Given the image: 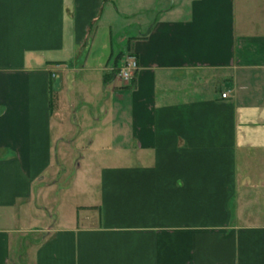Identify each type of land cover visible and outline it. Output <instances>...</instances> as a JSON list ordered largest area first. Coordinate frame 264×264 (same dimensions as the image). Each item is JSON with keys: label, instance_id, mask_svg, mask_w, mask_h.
<instances>
[{"label": "crops", "instance_id": "1", "mask_svg": "<svg viewBox=\"0 0 264 264\" xmlns=\"http://www.w3.org/2000/svg\"><path fill=\"white\" fill-rule=\"evenodd\" d=\"M237 26L235 0H0V264H264V33ZM78 137L96 215L21 238Z\"/></svg>", "mask_w": 264, "mask_h": 264}, {"label": "rangeland", "instance_id": "2", "mask_svg": "<svg viewBox=\"0 0 264 264\" xmlns=\"http://www.w3.org/2000/svg\"><path fill=\"white\" fill-rule=\"evenodd\" d=\"M235 5L238 29L245 26V31L248 33L263 34L264 0H235ZM242 19H246L250 24L243 25ZM80 137L72 141L71 145L64 141L54 144L53 172L45 177L43 184H36L33 187L34 195L31 200L33 217L20 223L21 238L26 240L41 238L40 231L55 226V217L63 213L71 211L75 222L79 224L85 223L86 217L96 215L95 200L99 170L97 165L103 159V156L97 155L104 153L85 151L79 142ZM107 155H109L108 159L115 157L113 152ZM93 156H95L94 160L91 159ZM239 201L240 197L236 199V206ZM253 218L259 220L258 217ZM24 244V249L27 250L24 256L30 257L33 249L28 247L27 242ZM18 248L20 250L21 247ZM12 264H20L14 253ZM24 264H31L30 259Z\"/></svg>", "mask_w": 264, "mask_h": 264}, {"label": "built area", "instance_id": "3", "mask_svg": "<svg viewBox=\"0 0 264 264\" xmlns=\"http://www.w3.org/2000/svg\"><path fill=\"white\" fill-rule=\"evenodd\" d=\"M110 70H111L110 74L115 72V74H113L114 78L124 83H128L134 79L137 73V70H138V64L136 62V59L133 56L126 55L125 60L120 67L116 69L111 68ZM225 96L226 94L221 95L222 98H225Z\"/></svg>", "mask_w": 264, "mask_h": 264}, {"label": "trees", "instance_id": "4", "mask_svg": "<svg viewBox=\"0 0 264 264\" xmlns=\"http://www.w3.org/2000/svg\"><path fill=\"white\" fill-rule=\"evenodd\" d=\"M120 56H121V54H118V55L116 56V59L120 58ZM113 74H115V72H113V73L110 75V78H112Z\"/></svg>", "mask_w": 264, "mask_h": 264}]
</instances>
